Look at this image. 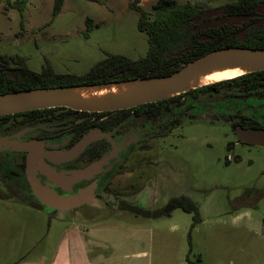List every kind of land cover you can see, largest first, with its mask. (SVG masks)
<instances>
[{"label":"rangeland","instance_id":"374dc122","mask_svg":"<svg viewBox=\"0 0 264 264\" xmlns=\"http://www.w3.org/2000/svg\"><path fill=\"white\" fill-rule=\"evenodd\" d=\"M16 1L0 0V55L17 53L36 71L50 65L58 73L81 75L108 54L145 56L148 36L134 5L152 10L158 0H64L56 16L55 0H29L23 12L11 6ZM205 1L210 9L198 19V30L225 22L245 30L251 24L249 18L223 14L221 6L232 0ZM224 128L199 121L179 147L184 156L178 159L192 169L200 190L194 196L203 217L199 223L193 226L194 215L182 209L170 218L90 209L101 217L65 221L0 199V264H24L41 255L52 264L55 246L78 231L65 233L69 226L94 229V237L77 233L83 240L95 238L90 248L99 258L89 264H264V147L235 151L240 161L229 163Z\"/></svg>","mask_w":264,"mask_h":264},{"label":"flooded vegetation","instance_id":"af4514ba","mask_svg":"<svg viewBox=\"0 0 264 264\" xmlns=\"http://www.w3.org/2000/svg\"><path fill=\"white\" fill-rule=\"evenodd\" d=\"M254 79L224 80L113 111L52 107L1 115L0 199L22 202L56 219L83 222L101 217L89 213L90 209L155 218L184 210L170 208L175 198L185 203L186 197L197 204V179L183 158L178 159V154L184 156L179 147L199 121L227 128L229 163L234 158L240 161L241 154L235 155V151L263 147L238 136L239 128L264 130V74ZM87 136L91 140L80 148ZM28 145L30 149L25 148ZM31 149L56 172L50 177L35 170L42 185L61 196L83 193L89 199L92 195V202L64 211L45 207L28 175ZM72 150L77 152L66 158L64 154ZM85 170L87 176L78 178ZM169 185L176 191H169Z\"/></svg>","mask_w":264,"mask_h":264},{"label":"trees","instance_id":"16d2710c","mask_svg":"<svg viewBox=\"0 0 264 264\" xmlns=\"http://www.w3.org/2000/svg\"><path fill=\"white\" fill-rule=\"evenodd\" d=\"M28 2L29 0H17L11 6L23 12ZM63 2L64 0H55L53 16L59 14ZM134 6L139 11V28L148 36L149 48L145 56L133 59L125 55L108 54L88 72L76 75L58 73L50 65L36 71L28 66L23 56L17 53L2 54L0 55V93L35 87L164 76L214 49L229 46L264 48V0H232L221 6L223 14L229 19L249 18L251 24H248L245 30L227 22L219 27L212 26L198 30L196 22L210 9L205 0L194 2L158 0L152 10ZM87 23L90 27L92 19L88 18ZM258 74H264V70L227 80L247 77L255 80L254 77ZM183 200L185 203L181 199H173L170 208L181 206L192 213L194 226L202 220L200 210L191 199L185 197Z\"/></svg>","mask_w":264,"mask_h":264},{"label":"water","instance_id":"95a60500","mask_svg":"<svg viewBox=\"0 0 264 264\" xmlns=\"http://www.w3.org/2000/svg\"><path fill=\"white\" fill-rule=\"evenodd\" d=\"M224 69L244 71L238 76L264 70V48L229 46L214 49L164 76L138 77L92 84L35 87L0 93V116L52 107H67L89 112L135 107L171 98L210 83L231 79L201 81L205 75ZM109 88H116V91L106 95L97 94ZM238 136L243 141L264 147V130L239 128ZM90 140L91 136L85 137L79 147L86 146ZM25 148L30 149V145ZM76 152L77 150H72L64 155L69 158ZM37 169H41L50 177L56 176L55 170L34 149H31L28 158V175L35 193L45 207L64 211L83 203L92 202V195L88 199L87 195L83 193L74 196L57 194L49 186L42 185L36 178L35 170ZM87 172L88 170L81 171L78 178L87 176Z\"/></svg>","mask_w":264,"mask_h":264},{"label":"crops","instance_id":"0c3cea01","mask_svg":"<svg viewBox=\"0 0 264 264\" xmlns=\"http://www.w3.org/2000/svg\"><path fill=\"white\" fill-rule=\"evenodd\" d=\"M173 214L174 212L170 215H167L166 217L170 218ZM75 229H77L78 231H76ZM71 231H74L73 235H65V237L61 240L58 248H56L55 246L56 255L52 261V264H89V262H91L93 258H99V256L96 255L95 249L90 248V245L95 241V238H93L94 240H88V237H86V239L83 240L81 238L82 236H77V233L83 232V234L86 233L87 236L88 234H93L92 236L94 237V229H84L83 227L72 228L69 226L65 230V233ZM76 236L81 238V240L77 241L78 239ZM90 253L93 254L92 257H90ZM45 261V256L41 255L38 260L25 262L24 264H45Z\"/></svg>","mask_w":264,"mask_h":264},{"label":"bare ground","instance_id":"6f19581e","mask_svg":"<svg viewBox=\"0 0 264 264\" xmlns=\"http://www.w3.org/2000/svg\"><path fill=\"white\" fill-rule=\"evenodd\" d=\"M242 73H244V71H242L240 69L217 70V71H214V72L207 74L204 77H202L201 81L211 82V81H216L219 79H227V78L236 77ZM115 91H116V88H109V89H106L105 91L99 92L97 94L106 95L109 93H113Z\"/></svg>","mask_w":264,"mask_h":264}]
</instances>
